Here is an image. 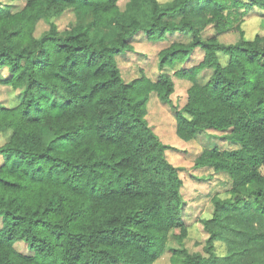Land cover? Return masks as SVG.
<instances>
[{
  "label": "trees",
  "instance_id": "trees-1",
  "mask_svg": "<svg viewBox=\"0 0 264 264\" xmlns=\"http://www.w3.org/2000/svg\"><path fill=\"white\" fill-rule=\"evenodd\" d=\"M11 1L21 4L0 3V70L8 72L0 88L18 102L0 99V136L9 130L0 143V264H156L171 236L179 246L170 264H264V230H247L228 254L215 248L226 215L246 197L264 217V35L244 38L237 10L264 0ZM66 11L73 19L60 27ZM208 26L213 34L203 37ZM103 28L114 32L105 37ZM235 31V42L220 40ZM137 34L169 41L157 64L189 82L182 107L172 104L169 73L121 76L116 56ZM194 50L201 59L185 65ZM151 95L175 110L184 141L229 129L236 145L195 157L230 180L229 197L213 195L212 216L200 219L210 231L203 252L184 244L183 180L167 157L174 147L146 121Z\"/></svg>",
  "mask_w": 264,
  "mask_h": 264
},
{
  "label": "rangeland",
  "instance_id": "rangeland-1",
  "mask_svg": "<svg viewBox=\"0 0 264 264\" xmlns=\"http://www.w3.org/2000/svg\"><path fill=\"white\" fill-rule=\"evenodd\" d=\"M126 0H119L120 7L124 6ZM161 3L169 0H158ZM1 4H9L10 8H18L21 1L0 0ZM240 13L239 24L243 30V37L250 39L254 35H264V7L256 5L243 4L237 7ZM73 19L71 11H66L57 18L60 27ZM45 26L44 22H40L37 32ZM213 28L210 26L202 30V36L207 37L213 34ZM114 30L112 28L100 29L99 33L105 37H109ZM183 33V40H188L190 36ZM239 32H230L220 36V40L225 43L235 42L239 38ZM132 49L116 56L121 76L125 81L136 77L143 70L151 77L157 76L160 71L169 73L174 82V91L171 95L172 104L182 107L186 102V89L189 82L185 78L177 77L169 66L160 68L158 66V51L169 44L166 39L158 41H149L143 34H137L131 41ZM202 57V52L194 50L189 59L184 63L189 65L195 63ZM220 60L225 63L226 56L221 55ZM5 68L0 70V76H7ZM0 99L6 104H15L18 98L8 91L7 85L0 88ZM146 121L153 127L155 132L160 136L164 143L174 147L167 152L168 159L178 166L179 174L183 180L181 186V195L183 199L182 216L188 224V235L184 240V244L189 251L203 252L204 240L210 237L209 229L200 221L201 218L206 219L212 216L215 205L212 201L213 195L221 198L229 197L228 189L230 186L229 177L224 173H213L211 167L196 166L195 157L205 149L213 146L231 149L236 145L227 137L229 129L216 130L208 128L200 130L192 141H184L174 132L175 110L169 103L161 102L155 95H151L147 102ZM9 130L2 132L0 143L8 138ZM56 143V142H55ZM67 144L58 142V146L65 147ZM1 161V159H0ZM253 199L246 197L239 206L234 207L226 218L222 234L219 241L216 242V251L219 254H228L237 245L238 241L244 237L247 230L250 232L264 230V217L257 214L253 207ZM211 229L215 227L214 223L209 224ZM179 246V242L171 236L168 240V248L156 260V264H170L171 250L170 248ZM15 247L25 254H30L26 244L23 241L15 243ZM244 258L240 257L235 264H241Z\"/></svg>",
  "mask_w": 264,
  "mask_h": 264
}]
</instances>
